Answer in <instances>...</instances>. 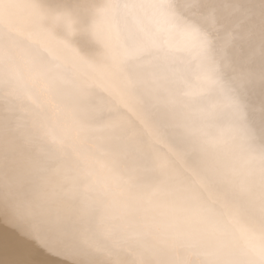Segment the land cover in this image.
<instances>
[{"label": "bare ground", "instance_id": "6f19581e", "mask_svg": "<svg viewBox=\"0 0 264 264\" xmlns=\"http://www.w3.org/2000/svg\"><path fill=\"white\" fill-rule=\"evenodd\" d=\"M0 264H264V0H0Z\"/></svg>", "mask_w": 264, "mask_h": 264}]
</instances>
